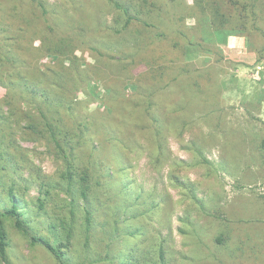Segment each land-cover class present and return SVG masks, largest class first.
<instances>
[{
  "label": "rangeland",
  "instance_id": "obj_1",
  "mask_svg": "<svg viewBox=\"0 0 264 264\" xmlns=\"http://www.w3.org/2000/svg\"><path fill=\"white\" fill-rule=\"evenodd\" d=\"M101 1L97 0L99 9L95 12H102V21L113 29L117 10ZM46 3L49 12L60 16L75 14L80 0ZM197 21L204 42L217 46L218 52L208 50V46L199 49L189 45L185 59L215 73L218 98L194 106L177 86L147 93L145 105L161 121L158 135L142 113V100H126L129 126L122 129L129 141L117 155H111L107 144L97 139L94 113L106 105L119 104L121 99L125 102L133 88L123 87L132 78L128 73L131 64L128 58L110 52L101 59L112 67L120 60L125 80L109 71L101 78L96 72L85 75V91L80 88L76 93L78 100H86L87 107L85 103L80 106L79 116L86 118L90 133L83 135L88 138V149L90 139L96 138L97 150L110 155L111 197L102 198L106 231L92 240L87 251L78 228V205L75 207L73 237L65 249L70 264H264V169L253 157L249 140L252 131L264 130V50L259 51L264 38L218 34L202 16L186 18L187 25ZM101 29L96 32L97 42H112L113 37L122 36L117 41L121 48L129 39L128 30L114 35L109 28ZM74 54L79 58L83 55L88 65L95 62L90 49L83 53L76 49ZM81 63L85 67L83 58ZM144 69L143 64L138 65L132 74ZM10 79L0 76V97ZM11 80L13 86L20 85L19 80ZM45 86L51 87L46 82L37 85ZM122 87L127 88L126 95L121 93ZM22 99L30 107V100ZM2 109L8 110L7 106ZM24 126V121L17 123L15 118L4 130L8 135L0 133V140L8 145L0 149V209L15 203L30 230L55 244L62 238L61 220L64 225L70 222L74 206L61 179L65 166L51 141L34 139L25 133ZM76 133L73 141L78 145V130ZM13 151L19 154L18 159ZM42 178L45 186L40 185ZM38 196L43 198V209L38 208ZM6 230L7 262L0 257V264H59L10 220Z\"/></svg>",
  "mask_w": 264,
  "mask_h": 264
},
{
  "label": "trees",
  "instance_id": "obj_2",
  "mask_svg": "<svg viewBox=\"0 0 264 264\" xmlns=\"http://www.w3.org/2000/svg\"><path fill=\"white\" fill-rule=\"evenodd\" d=\"M101 2L117 10L113 29L102 21V12H95L99 9L97 0H80L75 14L66 12L60 16L47 10L46 0H0V76L20 81L19 86H13L10 79L6 93L0 97V133L8 135L4 130L16 118L17 123L25 122L27 135L36 140L51 141L55 155L62 158L65 166L61 173L64 192L74 203L70 208V222L64 225L66 222L61 220L62 238L55 244L30 230L15 203L0 209V257L6 262L7 220L28 235L31 242L46 248L59 264H70L65 249L73 237L77 205L78 228L83 232L86 251L92 240L95 242L106 231L102 198L111 197L108 189V179L112 176L108 171L110 155L97 150L96 138L90 139L88 149V138L83 134L90 133V128L86 118L79 116L80 106L86 100H78L76 96L80 88L85 91L87 79L84 77L90 73L96 72L101 78L109 71L126 79L127 76L122 77L120 60L112 67L101 59L102 56L113 52L119 58H128L131 64L128 73L132 78L123 87L133 88L132 92L129 90V96L124 97L125 102L121 99L119 104L106 105L94 113L97 139L107 144L111 155H117L119 148L129 141L126 130L122 129V126H129L126 100L134 97L142 100V113L158 135L161 121L150 111V106L145 105L147 93L154 94L158 88L171 85L179 87L190 105H205L218 98L215 73L207 67H195L193 61L185 59L189 45L199 49L208 46L199 21L187 25L188 16H202L218 34H257L264 38V0H193L191 4L185 0ZM101 27L109 28L112 34L128 30L129 39L121 48L117 41L122 36L113 37L112 42H97L96 32L101 31ZM76 49L82 53L90 49L94 64L85 63L82 55L84 67L81 58L74 54ZM208 50L218 52V47L212 44ZM44 58L50 59L44 61ZM141 64L145 69L132 74L134 67ZM43 82L51 87L38 88L37 85ZM123 87L121 93L126 95L127 88L124 90ZM23 96L30 100V107L24 104ZM262 97L263 93H260V100ZM2 106H7L8 110H3ZM76 130L80 140L78 145L73 141ZM249 137L251 153L264 169V130L252 131ZM3 147L8 148V145L0 140V149ZM13 153L18 159L19 154ZM37 174L40 178V173ZM40 182V185H46L43 178ZM45 193L49 191L46 189ZM37 202L38 208L43 209V198L38 196Z\"/></svg>",
  "mask_w": 264,
  "mask_h": 264
}]
</instances>
